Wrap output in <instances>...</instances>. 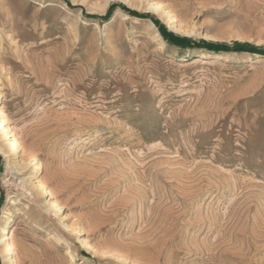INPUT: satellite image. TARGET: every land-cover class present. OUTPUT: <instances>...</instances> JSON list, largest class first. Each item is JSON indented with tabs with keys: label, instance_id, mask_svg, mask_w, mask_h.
Returning <instances> with one entry per match:
<instances>
[{
	"label": "rangeland",
	"instance_id": "rangeland-1",
	"mask_svg": "<svg viewBox=\"0 0 264 264\" xmlns=\"http://www.w3.org/2000/svg\"><path fill=\"white\" fill-rule=\"evenodd\" d=\"M0 38V264H264V0H0Z\"/></svg>",
	"mask_w": 264,
	"mask_h": 264
},
{
	"label": "bare ground",
	"instance_id": "bare-ground-1",
	"mask_svg": "<svg viewBox=\"0 0 264 264\" xmlns=\"http://www.w3.org/2000/svg\"><path fill=\"white\" fill-rule=\"evenodd\" d=\"M154 9L156 11H159L160 7L159 6L154 7ZM124 17H125V19H129L128 15H124ZM169 20H172V19L169 18ZM152 26H154V25H152ZM0 40H1V38H0ZM192 64H200L202 66H206V65L210 64V61L207 59H203V58H196L192 61ZM8 126H9V120H8V117H7L6 112L4 110L3 101L0 98V139H3V138L6 139L7 140L6 145L8 147L9 152L12 154H15L19 151L20 147L18 145L17 139L14 136L9 138L10 133L8 132ZM29 161H24V163H22V168H25L28 165H30L31 163H33V160L30 159ZM39 190L41 192H43L44 188L41 186V187H39ZM13 238H14V233L12 230H9L4 235V237L2 239H0V245L4 246V252L8 255L9 254L15 255V252H16V247H15V244L13 242ZM12 264H16L14 257L12 258Z\"/></svg>",
	"mask_w": 264,
	"mask_h": 264
},
{
	"label": "trees",
	"instance_id": "trees-1",
	"mask_svg": "<svg viewBox=\"0 0 264 264\" xmlns=\"http://www.w3.org/2000/svg\"><path fill=\"white\" fill-rule=\"evenodd\" d=\"M115 7H117V5H113V7H111V9L109 10L108 15L106 16V18L109 17V16L112 14L113 9H114ZM120 7H121V6H120ZM122 9H123L127 14H129L130 16L141 17V18L144 17V16H139L136 12L131 11V10H127L126 8H122ZM102 19H103V18H102ZM155 24L158 25V23H155ZM159 29H160V31H161V33L163 34L164 37H166V38L169 37V34L166 32L165 29L161 28L160 26H159ZM207 45H209V46H211V47H214L216 50H220V49H221V45H220V44L208 43Z\"/></svg>",
	"mask_w": 264,
	"mask_h": 264
}]
</instances>
